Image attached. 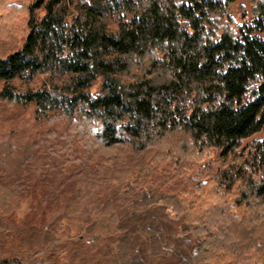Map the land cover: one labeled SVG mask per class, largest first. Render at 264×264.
<instances>
[{
  "label": "trees",
  "instance_id": "obj_1",
  "mask_svg": "<svg viewBox=\"0 0 264 264\" xmlns=\"http://www.w3.org/2000/svg\"><path fill=\"white\" fill-rule=\"evenodd\" d=\"M237 1L0 0V45L12 47L0 55V103L58 118L119 163L104 197L97 182L72 181L65 213L89 211L93 242L114 237L80 264H264V0L239 20ZM31 153L0 147V251L6 219L32 212L3 169ZM162 163L190 187L144 181ZM63 241L28 225L0 264H51Z\"/></svg>",
  "mask_w": 264,
  "mask_h": 264
},
{
  "label": "rangeland",
  "instance_id": "obj_2",
  "mask_svg": "<svg viewBox=\"0 0 264 264\" xmlns=\"http://www.w3.org/2000/svg\"><path fill=\"white\" fill-rule=\"evenodd\" d=\"M251 0H238L232 13L236 20L244 14L251 18ZM264 39V30L260 33ZM12 47L0 45V55ZM97 84L94 91L98 89ZM0 107V147L4 154L16 157L26 151L32 152L21 168L7 164L2 173L5 180L22 184L28 196L32 212L25 218L6 219L13 227L1 248V258L13 257L17 249V230L34 224L63 234L64 241L54 253L51 264H80L96 254L105 255L114 237L107 236L93 242L84 232L90 222L89 211L67 215L65 206L71 194L72 181L77 176L98 183L101 197L116 184L114 173L118 162L108 160L96 149H86L74 138L68 137L67 123L58 118L42 120L35 118L34 106L4 105ZM257 135L255 138H260ZM3 157H7L3 155ZM15 158L14 160H16ZM212 166L219 161H208ZM144 175L146 182L169 193H177L190 187V175L177 173L169 164L162 163ZM1 176V174H0ZM110 264L111 259H106Z\"/></svg>",
  "mask_w": 264,
  "mask_h": 264
}]
</instances>
